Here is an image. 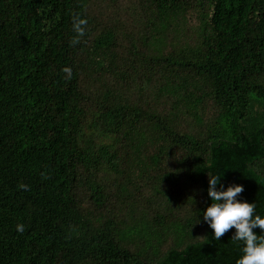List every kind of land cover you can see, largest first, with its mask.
<instances>
[{
	"label": "trees",
	"instance_id": "obj_1",
	"mask_svg": "<svg viewBox=\"0 0 264 264\" xmlns=\"http://www.w3.org/2000/svg\"><path fill=\"white\" fill-rule=\"evenodd\" d=\"M208 174L264 218V0H0V264H236Z\"/></svg>",
	"mask_w": 264,
	"mask_h": 264
},
{
	"label": "clouds",
	"instance_id": "obj_2",
	"mask_svg": "<svg viewBox=\"0 0 264 264\" xmlns=\"http://www.w3.org/2000/svg\"><path fill=\"white\" fill-rule=\"evenodd\" d=\"M86 24L87 21L84 19L74 20L73 27L77 37L71 43H79V37L84 35ZM64 71L70 76V69L66 68ZM220 178L219 175H209L208 195L212 203L203 213L204 221L213 229L216 240L223 237L230 229H236L232 240L244 243L243 255L236 264H264V235L258 236L253 232L255 228L264 230V218L255 214V203L237 200L238 195L244 191L242 185H231L227 190H217L216 186ZM18 187L25 191L29 190L25 184H20ZM24 230L23 224L17 225V231L22 233Z\"/></svg>",
	"mask_w": 264,
	"mask_h": 264
}]
</instances>
